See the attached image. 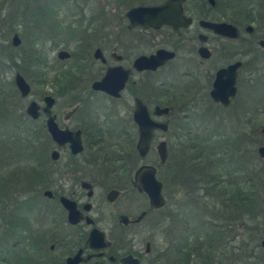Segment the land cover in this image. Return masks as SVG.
Here are the masks:
<instances>
[{
  "label": "flooded vegetation",
  "instance_id": "af4514ba",
  "mask_svg": "<svg viewBox=\"0 0 264 264\" xmlns=\"http://www.w3.org/2000/svg\"><path fill=\"white\" fill-rule=\"evenodd\" d=\"M165 1L166 0L156 3H145V5H156ZM215 4L216 0H214L213 3L211 0H206L204 5L196 4V11L199 13V15H194L190 13V7L187 5L186 0L183 4L184 12L187 17L192 18V23L188 28H180L177 32L174 31L171 26L167 25L160 28H129V21L125 12V20L128 22V29L131 31L138 30L143 36L128 39L127 41L121 40L122 42L120 43L121 46L119 51H117L115 47L108 48L102 46L100 43L103 41H100V37L98 36L99 32H97L96 38L90 40L89 46H79V51H76L75 53L70 52L71 56L68 59H72L71 62H67L62 66L60 64L53 65L52 67H49L50 63L44 62L43 59L38 62L39 64L42 63L43 66V69L38 70L40 72L45 69L49 70L48 72L51 74V76H59L63 72L67 73L70 76V85L69 87L65 88H59L51 85V88L54 91L51 90L44 93L45 95L42 98L44 104L41 105L37 101L42 112L41 116L37 120L44 121L46 125V115L43 110V107L46 104L44 100L46 96L50 95L55 98L53 113H55L57 117L58 114L54 112V107L56 106L59 98L65 96L71 97L75 104L69 112L76 109L71 115L72 117H75V124L73 128L67 125L64 127H69L72 130L80 129L82 131L84 148L79 153H73L68 144L60 147L58 143L52 139L46 126V130L52 140V144L49 146L47 151L41 152V155L44 156V153H47L48 158L45 160H41L40 158L35 162L34 165L33 162H31V164L26 162L28 161V153H26V159H22V152H14L15 149L19 148V146L14 147L12 150L10 149L13 132H11L5 140L0 138V181H8L11 178V173L13 172V162H16L17 165L20 164V180H17L18 174L15 173V176L12 180L14 182L11 184L12 187L9 188L10 196L7 198L5 205L2 203L0 204V224L8 223L6 230L11 232L13 236V238L7 239L5 244L0 243V264H29V252H33L37 256V258H33L32 261L43 262V257L45 255L42 254V251L46 252L47 248L50 251H54L56 247L62 249V252H59L53 259L49 258L53 264H69L67 259L71 256H75L79 250H82V254L80 257L81 260L78 264H123L121 262V258L128 254H133L135 257H137L140 264H160L162 258L164 257V253L168 259V262H171L173 243L167 250L168 252H159L158 256L155 258H151L150 255L152 248H156V237L162 222L164 220L172 222L175 219L174 210L177 208V203H179L177 201V195L179 194L186 198V196H190V191L193 190L195 186L194 184H188L187 180L185 179L180 181L181 179H177L175 176V166L173 159L174 156L177 155V151H179L181 145L184 144L179 143V136L174 132V135H171L170 137V141L168 142L166 140L168 147V158L165 163L162 164V162H160L159 153L156 146L159 158L158 164L147 163L144 161V159L149 155L152 148L151 147L148 154L139 159L140 161L137 166H127L124 163L123 156H120L119 153H117L119 155L117 157L111 155L115 154L116 149L120 150V139H122V136H120V131L123 130L124 126L130 129L131 125L133 124L132 120L134 121L133 112L135 106L133 112L130 110L128 111L127 109L123 110L126 111V115H124L121 112L122 110H120V100H122L126 90H129V94L135 100V102L137 98H140L144 101L141 96H144L142 93H145V95L152 96L154 98L152 109H150L151 107L144 101L151 114H154L155 107L160 105L156 104L155 102L157 99L156 96L159 95L156 93L155 89L157 81H152L150 79L145 80L142 78L135 79V75L142 73L146 75L154 74L161 68L178 59L180 56L182 63H185L187 57H182V54H193L195 52L198 55L197 57L200 65L211 62L216 66L221 60L223 63L221 67L215 71V74H211V71L209 70L208 74H206L204 77L203 83L200 81L196 82L194 80L195 77H198L194 71L187 70L186 72L184 71L181 73V75H179L181 80H179L180 84L176 89L181 93L187 94V101L183 102V114L181 115L180 119L181 125L175 127L174 129L179 130L182 133H189L193 137H202V135L196 131V128L191 127L189 123L192 111L197 106L195 101L205 102L204 100L206 97L209 99V105L206 106L204 111L200 113L214 112L216 115H218L219 108L227 109L237 105L238 106L236 109L239 108V112H241L243 106L239 105V102L245 103L244 110L248 109V104L245 102L244 97L242 100V92L244 90L241 86L243 81L244 84H247L252 74L249 64L253 59V43L258 41L261 43L260 40L262 38H258L257 35H254L255 27L252 31L248 30V27L254 23H234L225 19L220 20L217 18V16L206 17L204 13L206 11H214L212 6ZM3 17V14H0V48L4 49L10 61L9 64L0 62V65L8 64L9 67L11 66V68H15V66L19 64L18 61L22 62L21 58L24 57V54L14 58L12 52L22 51L24 40L23 34H26L27 36H25V39H28V32L23 33L21 32L20 28L14 32L5 29L1 22ZM8 18L11 19V15L8 16ZM201 20H210L215 22L227 21L233 23L238 27L240 36L239 38H231L216 34L214 31L202 26L200 24ZM194 25H197L195 34L189 37L184 36V32ZM164 28H168L170 30L171 37H175V39L172 40L171 45L169 47H159L154 52L149 54L141 53L140 46L142 45V41L146 39L147 33L159 31ZM38 31L40 34L39 41L36 43L35 47H37L38 44H40L45 38L44 34L41 35V31ZM102 32L105 31L100 30L99 34H102ZM246 32L249 33L250 36H247ZM16 34H18L21 40V43L17 46L13 43L14 35ZM200 35L205 36L204 43L201 42ZM189 38L191 41H193V39H198L200 45L196 47L192 45L191 42L192 46H190L187 42V40H190ZM30 42H32V40ZM203 45L209 49V57H204L200 53V47ZM32 46L34 45L32 44ZM260 47L263 48L264 46ZM161 48L174 51L176 53L175 57L168 60L157 70L139 71L135 68L134 64L137 58H139L141 55L154 54L158 49ZM97 49L101 50L103 57L97 58L95 56ZM13 58L15 61L12 60ZM193 60L195 59L193 58ZM238 61L242 62L243 64L238 71L237 94L229 106H224L223 104L214 101L211 96V89L216 79L218 70ZM117 66H121L124 69L130 70L129 79L121 97H115L105 91L96 90L93 88V84L96 81L101 80L106 75L109 68ZM1 67L0 83L4 85L7 67ZM50 68L52 69L50 70ZM18 69L21 72L18 71L16 74L21 73L28 82V78H31V80L33 79L32 77H28L25 73H23L20 66ZM46 74L47 73L44 71L42 76H45ZM15 76L12 80L13 84L11 83V85L15 87V90L18 94L17 96L22 99L29 98V96L23 97L21 95V92L16 84ZM160 84H164L166 87L170 86L169 89L164 90V93L160 95H163L167 98L169 94H173L175 85L168 84L167 82H161ZM196 85L197 87L195 89ZM105 98L109 103L103 102ZM98 100H102V102L98 104ZM15 101L17 100L10 91V87L9 89L0 88L1 115H5L8 119L16 117V119L19 120V117L24 112L18 114V111L22 112L23 110L16 105L15 106L18 107L17 110L12 108ZM173 103L174 104L172 105H160L170 107V114L161 116L159 118L154 117L155 119L169 122L170 128L165 133L172 131L170 116L173 111V106L178 103V101L173 98ZM27 106L25 113L28 115ZM117 107L119 109H117ZM210 108H213V111ZM67 114L65 115V118L69 119L71 116L67 118ZM163 117H166V119L162 120ZM214 130L218 133L220 132V128H215ZM158 131L159 130H157L156 133ZM4 147H7L9 151L4 150ZM54 150L60 151V158L57 160L52 158V152ZM65 151L67 152L66 160L60 161L62 158V153ZM4 163H6L5 166ZM143 165L154 166L156 168L157 176L159 175L160 169L162 168L161 165H163L167 178L171 179V183L167 185L166 188L163 184L166 205L168 202L172 204V207L168 212H163V209L166 207V205L161 208L151 207L149 195L145 191H140L134 186L133 182L136 178L137 171ZM33 170H37L38 173L30 174L29 172ZM202 178L203 175L199 174H195V176H193V180L197 179L198 181H201ZM83 183H86L87 185H84ZM197 186L198 184L195 187ZM204 186L205 185L203 184L198 186L200 194L206 192L207 187ZM47 191L50 193H47ZM98 191L103 192V198L100 200V202H97L100 213L107 212V214L110 215L106 218L110 219L111 225L114 229L111 237L108 236V233L104 229L97 226V219H95L92 215L94 207L96 206L94 200ZM127 192L136 193L144 198L143 209L136 213L134 217L127 214L124 209L123 196ZM168 193H170V196H168ZM62 196H66L67 198L76 202L77 208L82 214V218L78 223H72L69 220L68 210L61 202ZM112 205L114 206L112 207ZM107 209H109V211H107ZM111 215L115 216L114 219L111 218ZM88 217L92 218L94 223H88ZM93 227H98L99 229L106 232L107 238L111 242L109 247L94 250L88 246L87 239ZM129 227H132L131 229L133 230H129ZM142 228H144L147 232H144L147 234V237L145 238L144 250H142L140 246H137V243L135 242L136 236L143 231ZM89 255L92 256L91 258L87 259ZM112 257H114V259H112Z\"/></svg>",
  "mask_w": 264,
  "mask_h": 264
},
{
  "label": "trees",
  "instance_id": "16d2710c",
  "mask_svg": "<svg viewBox=\"0 0 264 264\" xmlns=\"http://www.w3.org/2000/svg\"><path fill=\"white\" fill-rule=\"evenodd\" d=\"M50 1H53V3H50ZM90 1L0 0V14L4 15L1 22L7 30L14 32L20 28L21 31L28 32L32 40L31 43L36 46L40 35L38 30L41 31V35L46 33L47 29L51 28L48 24H50L49 20L51 21L52 16H58L60 10L64 9L66 4L73 5L75 11L70 16H80V18L77 19L78 24L76 23L74 26L75 29L68 28L70 39L79 37L80 46H89L90 40L95 39L97 36L96 15L111 14L113 16L115 14L120 20V13H122V20L125 21V12L128 8L147 2V0H114L116 4L114 13L112 11L113 7L109 10L106 5L100 4L90 7ZM8 2H11L9 3L12 7L10 11L5 6ZM205 2L206 0H187L190 13L199 15L196 11V4L204 5ZM53 4L59 8L57 11L54 10ZM88 8L92 9L90 12L92 17L86 18L85 14H87ZM212 8L214 11L204 13L206 17L217 16L220 20L225 19L234 23H255L259 21L260 17L264 20V0H216V4ZM70 11H72L71 7ZM10 15L11 19L8 18ZM104 23V28L109 33L114 26L105 19ZM55 27L61 30L59 26L56 25ZM258 38L261 37L258 36ZM253 44V59H259V52L262 53V51H259L261 49L255 45L256 42ZM12 60L15 61L14 58ZM21 61L24 62V67H21V69L28 77H31L28 75L31 69L37 71L43 69L42 63L35 62L30 55L25 54ZM69 78L70 76L63 72L59 76L45 78L44 81L50 86L65 88L70 85ZM260 81L262 82H258V85L262 87L261 92L263 93L264 79L262 78ZM33 82L36 84L37 80L34 79ZM177 86L175 85L173 94H169L167 98L159 95L155 100L156 104L172 105L174 104L173 98L182 103L187 101V94L177 90ZM255 87L257 88V85ZM160 88L163 91L166 90L164 84H156V91ZM162 97L163 100H161ZM262 99V96L253 99L252 104L263 102ZM250 107L248 102V109L237 112L236 118L241 121V118H243L244 123H246L249 120L247 113L250 111ZM13 109L17 110L18 107L13 104ZM201 115H206L209 119H212L209 120L212 130H204L202 137H193L189 133H182L174 129L177 125H172L175 133L179 136V143L184 144L177 151L173 162L177 179H181L180 181L185 179L188 184H194L195 186L203 184L207 187V190L205 193L200 194L198 186H194V189L190 191V196L185 198L188 200L186 204L177 203V209L181 211H178L177 216L182 215L184 212L189 217L185 227L176 224L178 225L179 235L176 233L171 262H168L165 255L160 264H264V257L258 258V255H256L259 250L264 252L261 247V241L264 239V165L259 162L260 155L256 149L258 136L255 135L253 130L250 137L245 132L241 135L239 132L233 133V131H230L229 133L227 130L218 133L214 129H219L220 121H224V118H218V115L214 112L201 113ZM19 118V121L16 120V117L12 118L14 127L10 149L12 150L16 146L26 147L28 149L27 158L35 165L38 159L45 160L48 158L47 153L42 156L41 152L48 150L52 140L46 130L44 121L33 120L25 112ZM132 122V131L126 126L120 131V136L124 137L123 140L120 139L123 149H116L115 154H111L114 157L119 156L117 153L120 154L121 151H124L130 153L132 157L141 158L136 149L137 125L133 120ZM179 124L181 125V123ZM256 128H259V125L254 120L253 129ZM249 138L254 142L251 150L248 149V146L244 147ZM123 158L125 160L128 156L123 155ZM161 166V180L166 188L171 183V179L167 178L164 166ZM225 169L226 175L224 174ZM15 173L16 171L11 173L12 176L8 181H0V204L5 205L7 202L6 197L10 196L9 188L12 187ZM29 173L35 174L38 171L33 170ZM195 174L203 175L201 181L193 180ZM168 196H170V193H168ZM188 204L193 205V208L196 209V215H209L210 224L201 223L200 230L197 229L196 223L194 224L196 226H193L189 211L183 207V205L188 207ZM260 218L263 219L262 222H259ZM7 225L8 223L0 224V243L5 244L7 239L13 238L12 233L6 230ZM242 226H246L247 230L240 236L237 233ZM233 242H236L237 245H232ZM33 258H37L36 254L29 252V264H53L45 256L43 262L32 261Z\"/></svg>",
  "mask_w": 264,
  "mask_h": 264
},
{
  "label": "rangeland",
  "instance_id": "374dc122",
  "mask_svg": "<svg viewBox=\"0 0 264 264\" xmlns=\"http://www.w3.org/2000/svg\"><path fill=\"white\" fill-rule=\"evenodd\" d=\"M10 1V0H9ZM162 0H147L146 3H156V2H161ZM11 2L6 3L5 6H7V10L10 11L12 9V7L10 6ZM50 3H53V1H50ZM112 3V4H111ZM57 4V3H56ZM106 5L108 7L109 10H111V8L113 7L112 11L114 12L116 10V4L114 3V0H91L90 1V7H94V6H98V5ZM108 4H110V6H108ZM138 5V4H137ZM54 10H58L59 8L57 6H55L53 4ZM70 7L72 8V11H70ZM129 9V8H128ZM127 9V10H128ZM126 10V11H127ZM75 11V8L73 5H69L66 4L64 9L60 10V13L58 14V16H52L51 21L49 20L50 24H48V26L50 25V29H47L46 33L44 34V39L43 41L38 44L37 47L32 46L31 44V37L30 35H28V39H25V36H27L26 34H23V46H22V51H14L12 52V55H14V58H17L18 56H22V54H27L31 56V59H33L35 62H40L41 59H43L44 62H48L50 63L49 67H52L53 65H57L60 64L61 66L67 62H71L72 59H68V60H61L58 58V53L60 50H68L71 53H75L76 51H79V46H80V42L78 41V38H73L70 39V35L68 32V28H73L75 29V25L77 22V19L80 18L79 17H75V16H70V14L72 12ZM92 11V9L88 8V12L87 14H85L86 18H89V16L92 17V14L90 13ZM115 13V12H114ZM4 16V15H3ZM97 24L96 26L98 28H96V33L99 32L100 30H104L105 32H102V34L98 33V36L100 37V44L102 46L105 47H115L117 49V51H119L120 46H121V40L127 41L128 39H133V38H137V37H142L143 35L138 31V30H129L127 25L128 22L125 20H122V13H120V20L117 18V16L115 14H113V16L111 14H102L101 16H97L95 17ZM104 19L107 21L111 22V25L114 26V28L108 33L107 29L104 28ZM261 19V17H260ZM255 22L253 25L255 27V32L254 35L260 36L261 38L264 39V37H262L264 35V20L261 19V21ZM59 26L56 29L55 26ZM94 26V24H93ZM197 25H194L193 27H191L190 29H187L184 32V36H193L195 34V30ZM100 27V28H99ZM54 31V32H53ZM71 31V30H70ZM23 33H26L24 31H21ZM171 32L168 28H164L161 29L159 31H152L151 33H147V37L146 39H144L142 41V45L140 46V52L141 53H145V54H149L151 52H154L157 48L159 47H169L171 45V42L173 39H175V37H171ZM78 35V33H77ZM124 35V37H123ZM247 36H250L249 33L246 32ZM253 36V35H252ZM124 38V39H123ZM190 39V38H189ZM187 42L189 43L190 46L194 45L196 47H198L200 45L199 40L198 39H193V41H191V39ZM192 42V45H191ZM103 43V44H102ZM99 44V45H100ZM97 45V44H96ZM259 49L260 55H258L260 58L259 59H252V61H250V67L252 70V74L250 77V80L247 82V84H244V81L242 82V89L244 90L242 92V100L243 97L245 99V102L248 104V102L250 103V111L247 113V117L249 118V120L246 121V123H244V119L239 120L237 119V112H239V108L236 109V107L238 106H233L231 108H227V109H223V108H219L218 110V118H224V121H220V132L223 133V131L227 130L229 133L230 131L233 133H237L239 132L240 135L243 134L244 132L248 134V136L250 137V134L252 132V130L255 132V135L258 136V140L256 141V149L258 150V147L261 145H264V92L262 93V87H259L260 85H258V82H262L260 81V79H264V55H263V51H264V47L261 48L259 41L256 42L255 44ZM189 46V47H190ZM13 50V49H12ZM11 50V51H12ZM25 52V53H24ZM185 56L187 57V60L185 63H182L181 61V56L176 59L175 61H173L172 63L166 65L165 67L161 68L160 70H158L157 72H155L154 74L151 75H146V74H136L135 75V79L138 78H142V79H150V80H154L157 81V84H160L161 82H167L168 84H172V85H179L180 82L179 80H181V77L179 75H181L182 72H186L187 70H191L194 71L195 74H197V76L199 77H195L194 80L200 81L201 83H203L204 77L206 76V74H208V71H211V74H215V71L221 67L223 61L221 60L216 66L213 65L211 62H209L208 64H204V65H200L198 62V55L197 53H193V54H182V57ZM193 58L195 60H193ZM9 59L4 51V49L0 48V62L2 63H8L9 64ZM260 61V62H259ZM19 64H17L15 66V68H11V66L9 67L8 64H2L1 66H5L6 68V79H5V84H1L0 83V88H8L10 87V91L12 92V94L14 95V98L17 100L14 102V104L16 106H18L20 109H22L23 111H18V114H21L23 112H25L26 106L28 104V102L30 100H36L38 101L41 105H43V101L42 98L45 95L44 93L47 91H51L53 90L51 88L50 85L46 84L44 79L45 78H50L52 77L51 74H49V70H43L42 72L31 69V71L28 73L29 76H31L32 78L36 79L37 82L36 84L32 82L31 78H28L29 82L32 85V93L29 96V98L27 99H22L20 97H18L17 92L15 90V87H13L11 85L12 80L14 79V76L16 74V72L20 71L18 69V67H24L23 63L18 61ZM7 65V66H6ZM2 68V67H1ZM0 68V70H1ZM52 68H50L51 70ZM46 72L47 74L45 76H42L43 72ZM21 72V71H20ZM22 72L24 73V71L22 70ZM42 78V79H41ZM1 82V80H0ZM39 83V84H38ZM205 83V82H204ZM13 84V83H12ZM255 85H257V88L255 87ZM264 88V84L262 85ZM197 85L195 86L196 89ZM170 86L166 85L164 86V89H169ZM54 91V90H53ZM157 94H162L164 93V91H162V89L160 88L158 91H156ZM144 96H141V98L144 99V101L151 107L150 109H152V104L154 102V98L152 96H148L145 95V93H142ZM159 95H157L156 97H158ZM260 96L263 97V102H259V103H255L254 105L252 104L253 99H258ZM102 99V98H100ZM161 100H163V97L161 98ZM205 102L202 101H196L197 106L196 108L192 111L191 114V118H190V123L189 125L191 127H195L196 131L199 134H204L203 131L204 130H212L211 127V123L209 120L208 116L206 115H201L200 112H203L204 109L206 108V106L209 105V99L206 97ZM102 102V100H98L97 103L100 104ZM103 102L109 103L108 100L105 98L103 100ZM75 102L72 100L71 97L65 96V97H61L59 98L56 106L54 107V112H56L58 114V121L60 123V125L62 127H64L65 125L69 126V127H74V122H75V117H70L69 119L65 118V115L74 107ZM239 105L243 106L244 110V105L245 103L243 102H239ZM135 106V100L130 96L129 94V90H126L124 92L123 98L122 100H120V110H122V114L126 115V111L123 110H130L131 112H133ZM184 104L182 102H178L173 106V111L172 114L170 116L171 118V125H177L180 126V119H181V115L183 114L182 109H183ZM90 107V105H89ZM88 107V108H89ZM261 109H260V108ZM13 108V106H12ZM87 108V107H86ZM85 108V109H86ZM117 109H119L117 107ZM213 111V108H210ZM123 115V116H124ZM19 117V116H18ZM166 119V117H163L162 120ZM256 120V122L259 125V128H256L255 130L253 129V121ZM257 119H259V121H257ZM18 120V119H16ZM262 120V121H260ZM19 121V120H18ZM217 121V120H216ZM14 120L12 119H8L5 115H1L0 114V138H2L3 140H5L7 138V136L13 132V127H14ZM6 127V128H5ZM193 128V129H195ZM130 131H132L131 127L129 129ZM171 132L168 133H163L158 131L156 133V138L152 144V148L151 151L149 153V155L144 159L145 162L147 163H152V164H158L159 162V158H158V154H157V150H156V146L158 144V142L162 139H166L168 142L170 141V137L171 135H174V129L171 128ZM13 135V134H12ZM238 136V135H237ZM124 137H122L121 140H123ZM242 139V138H241ZM260 141V142H258ZM254 142H252L251 138L248 139L246 146H248V149H252ZM262 143V144H260ZM123 144L122 142H120V150H122ZM4 150H8L7 147L3 148ZM9 151V150H8ZM19 151L22 152L23 154H21V156L23 157L22 159H26V153H28V149L24 146H21L17 149L14 150V152ZM67 152L65 151L64 153H62V158L60 161L62 160H66L67 157ZM125 156L127 155L128 158L124 160V163L127 166H137L139 163V159H137V157H132L130 155V153H126L124 151L120 152V156ZM27 163L31 164V161H26ZM259 162L264 165V158H259ZM6 165V163H4V166ZM16 162H13V169L12 171H16V173L18 174L17 176V180H20V167L18 164L17 166ZM161 170V169H160ZM165 171V169H164ZM166 173V171H165ZM226 169L224 170V174L226 175ZM224 175V176H225ZM159 178L161 179L162 174L159 172ZM13 189V188H12ZM6 198H9L6 197ZM103 198V192L98 191L97 195L95 197V203L96 206L94 207V210L92 212V215L95 219H97V226L104 229L107 233L108 236L111 237V235L113 234V227L111 225V221L109 218H106L107 216L109 217L110 215L107 214V212L105 213H100V209L98 208L97 202H100V200ZM177 201L180 202V204H184L186 201L185 197H182L181 195H177ZM143 203H144V198L136 193H130L127 192L124 194L123 196V205H124V209L125 212L129 215H132L134 217V215H136V213L140 212L143 209ZM114 205H112L113 207ZM111 207V206H110ZM172 207V204L170 202L167 203L166 207L163 209V212L166 213L168 212ZM184 209L189 211L190 213V217H192V225L196 226L197 225V229H201L200 224H210V217L209 215H196L197 211L196 209L193 208V205H189L188 207L183 205ZM107 211H109V209H107ZM181 212L180 210H178L177 208L174 210V220L172 222L170 221H163L162 225L157 233V237H156V248H152L151 251V258H155L156 256H158L159 252H164L167 251L170 247V245L172 244L173 249H174V240L176 235H179V229L177 228L178 225L176 224H180L182 226L185 227V224L188 219V215H186L184 212L182 213V215L177 216V213ZM202 211V210H201ZM104 212V210H103ZM109 213V212H108ZM204 213V211H203ZM164 216V215H163ZM114 215H111V218L114 219ZM183 219V221H181V219ZM263 219L260 218L259 222H262ZM196 223V225H194ZM145 225V224H144ZM132 227H129V230H133L131 229ZM142 232L140 234H138L136 236V243L137 246H140V248L142 250H144L145 248V238L147 237V232L145 231L144 228H142ZM246 226H242L241 228H239L238 233L240 236H242L246 231ZM198 231V230H197ZM146 232V233H144ZM177 233V234H176ZM238 243V242H237ZM232 245H237L236 242H233ZM38 249V248H37ZM156 249V250H155ZM264 249V248H263ZM38 252V251H37ZM59 252H62V249H60L59 247H56V249L54 251H50L48 248L46 249V252L42 251V254L45 255L46 258H50L53 259ZM168 252V251H167ZM173 254V252H172ZM40 255V254H39ZM258 255L257 257H264V252H262L261 250L258 251V253L256 254ZM163 256H165V253L163 254ZM258 260V259H257Z\"/></svg>",
  "mask_w": 264,
  "mask_h": 264
},
{
  "label": "water",
  "instance_id": "95a60500",
  "mask_svg": "<svg viewBox=\"0 0 264 264\" xmlns=\"http://www.w3.org/2000/svg\"><path fill=\"white\" fill-rule=\"evenodd\" d=\"M184 2L185 0H166L164 3L158 5L134 6L126 12V17L129 21V28H160L167 25L171 26L176 32L179 31L180 28H188L192 23V18L185 16L183 8ZM211 2L213 3L214 0H211ZM200 24L222 36L231 38H239L240 36L238 27L235 24L227 21L215 22L210 20H201ZM248 30L252 31L253 26L250 25ZM204 38V35H200L202 43L205 42ZM260 42L261 46H264V40H261ZM13 43L16 46L21 43L18 34L14 35ZM199 51L204 57L210 56L209 49L204 45L200 47ZM58 55L60 59L64 60L70 58L71 53L67 50H61ZM175 55L176 53L174 51L161 48L158 49L154 54L141 55L135 61L134 66L139 71L157 70L168 60L174 58ZM95 56L97 58L103 57L100 49L96 50ZM242 64V62L238 61L218 70L216 79L211 89V96L214 101L219 102L224 106L230 105L237 94L238 71ZM129 75V69H124L121 66L111 67L101 80L96 81L93 84V88L96 90L105 91L115 97H121L129 79ZM15 80L21 95L23 97H28L32 91L31 84L21 73L16 74ZM44 100L46 103L43 107L44 113L46 115V126L52 139L58 143L60 147L68 144L73 153H79L82 151L84 148L82 131L80 129L72 130L69 127L62 128L58 123L57 115L53 113L55 98L48 95L44 98ZM75 110L76 109L69 112L66 117L69 118ZM27 113L35 120L41 116V107L37 101L32 100L29 102L27 106ZM169 113L170 107L168 106L157 105L154 110V115L158 117L168 115ZM133 118L139 127L137 150L139 151L140 155L144 157L148 154L151 148L152 141L155 137V131L158 129L162 130L163 132L168 131L169 122L155 120L152 117L146 103L140 98L136 99ZM157 149L161 162L165 163L168 158L167 141H161L157 145ZM258 152L260 156L264 158V145L258 148ZM52 158L54 160L59 159L60 151L54 150L52 152ZM83 184L87 185L86 183ZM133 184L140 191H145L149 195L151 207L161 208L166 204V198L163 193V183L160 179H158L156 168L154 166H141L137 171ZM47 193L50 192L47 191ZM61 202L68 210L69 220L72 223H78L82 218V214L79 212L76 202L67 198L66 196L61 197ZM87 222L91 224L94 223V220L88 217ZM87 244L91 249L99 250L109 247L111 242L108 240L104 230H101L98 227H93L88 236ZM261 245L264 248V239L261 241ZM81 254L82 250H79L75 256H71L67 259L68 263L78 264L81 260ZM91 256L92 255H89L87 259L91 258ZM112 259H114V257H112ZM121 262L123 264H140L139 259L133 254H128L122 257Z\"/></svg>",
  "mask_w": 264,
  "mask_h": 264
}]
</instances>
